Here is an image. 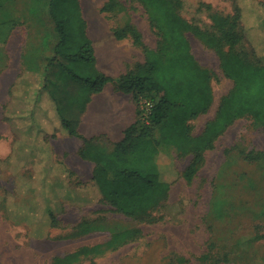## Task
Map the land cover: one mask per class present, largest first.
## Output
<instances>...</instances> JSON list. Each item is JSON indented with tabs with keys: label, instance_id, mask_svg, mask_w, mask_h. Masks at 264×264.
Wrapping results in <instances>:
<instances>
[{
	"label": "rangeland",
	"instance_id": "rangeland-1",
	"mask_svg": "<svg viewBox=\"0 0 264 264\" xmlns=\"http://www.w3.org/2000/svg\"><path fill=\"white\" fill-rule=\"evenodd\" d=\"M242 1L248 19L253 16L264 21V0ZM174 3L175 12L192 25L185 32L192 52L213 75L214 98L209 110L190 120L192 134L198 135L215 118L221 97L233 86L221 67L216 48L204 37L220 36L218 20L224 17L231 21L235 1L174 0ZM25 4L29 9L38 2L20 0L18 8ZM53 10L64 30L63 49L70 54L65 57V66L83 80L96 77L92 60H79L75 56L81 50L89 53L85 42L87 19L106 17L110 19L107 21L120 22L115 26L123 31L126 26L123 21L133 17L145 32L148 50L160 49L164 41L159 25L164 16L157 9L151 11L147 0H54ZM236 29L240 31V26ZM23 32L22 28L18 30L20 34ZM247 35L263 55L264 29L259 34ZM228 48L226 45L225 49ZM236 49L252 56L246 42ZM26 74L20 72L12 88L0 86V264H6L4 257L8 251L25 264H53L57 256L95 245H102L104 250L82 255L72 264H264L263 125L248 115L235 119L213 148L204 153L191 181L184 172L193 154H182L176 147L161 143V153L155 160L170 183V191L168 199L154 212L159 220L150 222L127 215L101 199L93 184L96 164L80 155L69 159L68 154L63 156L64 150L74 145L69 143L68 135L60 132L57 119L46 127L43 143L50 146L55 165L65 170L61 178L74 190L72 198L63 200L51 194L36 163L20 167L11 162L16 137L3 115L14 90L18 93L22 88ZM64 159L72 166L66 165ZM75 167L82 173L78 174ZM28 185H34L35 192ZM46 196L54 199L46 200ZM82 196L90 199L82 200ZM49 203L58 211L56 222L38 238L34 231L42 226L40 222L35 226L16 222L10 212L34 207L39 212L38 221H43ZM124 229L139 232L107 247L114 233Z\"/></svg>",
	"mask_w": 264,
	"mask_h": 264
},
{
	"label": "trees",
	"instance_id": "trees-1",
	"mask_svg": "<svg viewBox=\"0 0 264 264\" xmlns=\"http://www.w3.org/2000/svg\"><path fill=\"white\" fill-rule=\"evenodd\" d=\"M47 1L60 42L43 71H26L19 90L22 93L14 90L5 109V119L16 137L11 162L20 167L36 163L51 194H57L63 200L74 195V190L61 178L65 170L55 165L50 146L43 143L46 127L55 119L62 134L82 141L81 157L96 164L93 184L101 199L127 215L150 222L159 220L154 212L168 199L170 191V183L164 179L155 160L161 153V143L176 147L182 154H193V160L184 172L185 178L191 181L203 162L204 153L213 148L217 138L235 119L248 115L264 126V54H259L247 35L248 32L261 33L264 21L253 16L248 19L242 0H234L231 21L224 17L218 20L220 36L204 37L216 48L221 67L232 79L233 86L221 97L215 118L198 135L192 134L190 120L209 110L214 98L213 75L192 52L185 34L192 25L175 12L174 0H147L151 11L157 9L164 16L159 24L164 41L158 50H148L144 45L146 62L116 81L119 89L134 92L138 120L113 149H108L99 138L87 137L78 130L92 94L101 91L111 78L97 70L92 41L87 34L85 42L89 45V53L81 50L75 56L79 60H92L95 79L83 80L65 66V57L70 54L63 49L64 30L54 13V0ZM129 18L124 23V30L117 29L116 35L121 37L131 30L143 44L142 34L128 22ZM238 25L240 31L236 29ZM244 42L251 47V57L236 49ZM226 45L228 49H225ZM142 98H149L154 103L148 121L142 117ZM111 172L114 174L110 175ZM29 189L35 192L37 188L33 185ZM45 199L50 201L54 197L46 196ZM80 199L87 201L90 198L82 196ZM10 212L16 222H26L30 226L40 222L42 226L34 231L37 238L46 234L45 230L56 222L58 214L50 203L43 221H38L39 212L34 207L11 209ZM138 232L139 229L117 231L107 242V247L132 238ZM103 250L102 245L82 246L65 256L55 257L53 264H72L82 255Z\"/></svg>",
	"mask_w": 264,
	"mask_h": 264
},
{
	"label": "crops",
	"instance_id": "crops-1",
	"mask_svg": "<svg viewBox=\"0 0 264 264\" xmlns=\"http://www.w3.org/2000/svg\"><path fill=\"white\" fill-rule=\"evenodd\" d=\"M19 1L0 2L1 87L6 85L12 88L22 71H43L48 60L55 55V48L60 42L54 19L47 8L48 1L38 0V5L29 9L26 4L19 9ZM44 3L46 6L43 7ZM108 19H87V35L92 41L96 68L111 80L101 91L92 94L81 116L78 130L87 137L99 138L108 149H113L114 144L125 137L126 130L138 120V104L134 92L119 89L116 81L121 75L136 70L139 64L146 62L144 45H147V41L145 32L133 17L128 22L142 34L143 44L138 42L131 30L118 37L115 24L120 22H110ZM109 23L111 26H108ZM42 24L46 26L43 28L40 26ZM21 28L24 31L22 34L18 33ZM66 137L74 148L65 149L63 156L68 154V159L71 156L79 157L82 141L75 136ZM65 163L72 166L67 159ZM73 169L78 174L82 173L76 167Z\"/></svg>",
	"mask_w": 264,
	"mask_h": 264
},
{
	"label": "built area",
	"instance_id": "built-area-1",
	"mask_svg": "<svg viewBox=\"0 0 264 264\" xmlns=\"http://www.w3.org/2000/svg\"><path fill=\"white\" fill-rule=\"evenodd\" d=\"M141 109H142V117L148 121L149 120V115L152 111L153 108V101L149 98H142L141 99Z\"/></svg>",
	"mask_w": 264,
	"mask_h": 264
},
{
	"label": "bare ground",
	"instance_id": "bare-ground-1",
	"mask_svg": "<svg viewBox=\"0 0 264 264\" xmlns=\"http://www.w3.org/2000/svg\"><path fill=\"white\" fill-rule=\"evenodd\" d=\"M8 251V250H7ZM4 259L6 260V264H25L26 262L21 258H16L11 256V252L8 251L7 255L5 254ZM5 262V261H4Z\"/></svg>",
	"mask_w": 264,
	"mask_h": 264
}]
</instances>
